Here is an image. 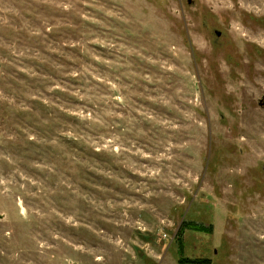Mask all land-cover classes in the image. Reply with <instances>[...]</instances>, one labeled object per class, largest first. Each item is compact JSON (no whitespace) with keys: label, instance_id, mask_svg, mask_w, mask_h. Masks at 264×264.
<instances>
[{"label":"rangeland","instance_id":"1","mask_svg":"<svg viewBox=\"0 0 264 264\" xmlns=\"http://www.w3.org/2000/svg\"><path fill=\"white\" fill-rule=\"evenodd\" d=\"M263 97L264 0H0V264H264Z\"/></svg>","mask_w":264,"mask_h":264},{"label":"trees","instance_id":"2","mask_svg":"<svg viewBox=\"0 0 264 264\" xmlns=\"http://www.w3.org/2000/svg\"><path fill=\"white\" fill-rule=\"evenodd\" d=\"M194 230V224L192 222H185L182 227L180 228L177 236H176V242L178 246V253L180 257L183 258L185 245H184V234L186 231H193ZM182 261V260H181Z\"/></svg>","mask_w":264,"mask_h":264},{"label":"water","instance_id":"3","mask_svg":"<svg viewBox=\"0 0 264 264\" xmlns=\"http://www.w3.org/2000/svg\"><path fill=\"white\" fill-rule=\"evenodd\" d=\"M189 3H191V0H189ZM217 35L220 36L221 33L217 32ZM264 102V97L262 98V100L259 102L260 106H263L262 103Z\"/></svg>","mask_w":264,"mask_h":264},{"label":"flooded vegetation","instance_id":"4","mask_svg":"<svg viewBox=\"0 0 264 264\" xmlns=\"http://www.w3.org/2000/svg\"><path fill=\"white\" fill-rule=\"evenodd\" d=\"M260 101H261V100H260ZM262 105H263V106H260V107L264 108V102L262 103Z\"/></svg>","mask_w":264,"mask_h":264}]
</instances>
